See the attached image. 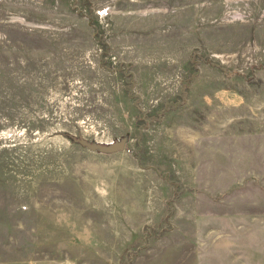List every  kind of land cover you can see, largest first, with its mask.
Listing matches in <instances>:
<instances>
[{"label":"rangeland","instance_id":"obj_1","mask_svg":"<svg viewBox=\"0 0 264 264\" xmlns=\"http://www.w3.org/2000/svg\"><path fill=\"white\" fill-rule=\"evenodd\" d=\"M0 264H264V0H0Z\"/></svg>","mask_w":264,"mask_h":264},{"label":"water","instance_id":"obj_2","mask_svg":"<svg viewBox=\"0 0 264 264\" xmlns=\"http://www.w3.org/2000/svg\"><path fill=\"white\" fill-rule=\"evenodd\" d=\"M73 140L87 147L90 150H97L100 152L111 153L119 150H123L126 145L127 136H122L109 143H101L98 141H92L83 138L82 136H75Z\"/></svg>","mask_w":264,"mask_h":264}]
</instances>
